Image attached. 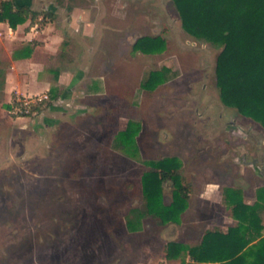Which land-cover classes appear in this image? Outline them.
<instances>
[{
    "label": "rangeland",
    "instance_id": "374dc122",
    "mask_svg": "<svg viewBox=\"0 0 264 264\" xmlns=\"http://www.w3.org/2000/svg\"><path fill=\"white\" fill-rule=\"evenodd\" d=\"M31 4L39 12H58L60 23L75 9L90 11L62 50L70 53L73 68L90 58L89 75L102 77L105 89L101 97L58 104L66 108L54 114V126L45 125L44 117L42 127L35 117L7 115V126L0 120V264H165L169 243L195 247L207 230L225 229V184L244 157L248 166L260 157L252 169L264 173V129L222 102L215 73L222 48L185 32L173 0ZM90 24L94 35L84 36ZM143 37L163 38L165 51H135ZM163 70L166 81L145 90L149 74ZM59 93H48L50 101L57 102ZM51 105L40 116H48ZM129 123L140 130L125 144L120 133ZM165 158L180 160L190 187L178 224L140 216L146 211L147 162ZM172 191L168 181L167 204ZM213 192L215 201H207ZM175 260L169 264L191 259L184 252Z\"/></svg>",
    "mask_w": 264,
    "mask_h": 264
},
{
    "label": "trees",
    "instance_id": "16d2710c",
    "mask_svg": "<svg viewBox=\"0 0 264 264\" xmlns=\"http://www.w3.org/2000/svg\"><path fill=\"white\" fill-rule=\"evenodd\" d=\"M182 27L197 40L222 48L216 62V81L225 106L235 108L243 117L251 119L264 129V0H173ZM50 13L37 12L18 0L0 2V22L7 21L11 28ZM166 41L161 37H143L134 50L145 55L165 51ZM153 71L143 82L147 91H154L166 81L165 72ZM56 90L50 92L54 97ZM50 103V102H49ZM140 125L129 123L120 133L123 143L135 141ZM149 170L142 176V193L146 211L161 225L178 224L189 207L190 187L180 174L178 158H165L147 162ZM172 182L170 204L165 200V183ZM226 202L233 217L239 222L227 233L207 231L202 242L188 248L181 243H169L168 260H175L186 252L190 262L183 264H264V237L261 232L260 203H244L238 189H225ZM259 200H264V189L259 190ZM249 236V238H247ZM260 240L251 245L254 240ZM195 262V263H193Z\"/></svg>",
    "mask_w": 264,
    "mask_h": 264
},
{
    "label": "crops",
    "instance_id": "0c3cea01",
    "mask_svg": "<svg viewBox=\"0 0 264 264\" xmlns=\"http://www.w3.org/2000/svg\"><path fill=\"white\" fill-rule=\"evenodd\" d=\"M31 1L18 0V3L39 12L37 5L31 6ZM44 12H50L51 16L45 17L43 14L35 20L29 18L15 29L11 28L7 21L0 22V120L5 126L10 123L7 115H11V103L16 96L50 94L52 90L60 92L57 102L50 101L52 102L50 110L52 112L48 116L39 115L32 120L37 127H42V125H39L42 117H44L43 123L45 125L54 126L59 122V116L54 114L63 112L66 108V106H62L63 108L57 106L61 102L68 105V103L77 101L84 95L101 97L104 94L105 82L102 77L89 75L90 65L87 64L90 63H88L90 58H85L81 67L73 68L72 63H69L71 60L70 53L62 50L63 46L68 47L67 42L70 43L68 34H74V31L78 33L82 28V24L89 20L90 11L81 8L75 9L68 13L67 21L61 23L58 22V12ZM91 28L92 25H88L83 35H94ZM61 67L67 68L59 71L58 68ZM4 108L7 109V113H4ZM259 158L255 159L251 166H248L246 158H243L244 166L238 168L232 182L225 184L222 197L226 202L225 189L233 188L242 192L246 205L254 206L260 203L262 207L259 214L262 220L261 226L263 227L261 234L264 237V200H259V190L264 189V182L261 183L263 179L260 175H264V173H258L255 168L252 169V166L257 167L260 165ZM215 197V192H213L210 196L207 194L206 200L215 201ZM226 204V207L229 208V214L227 215V222L229 223L226 224L225 229L218 230L223 233H227L230 228L236 227L239 223L233 217L229 204L227 202ZM205 233L193 246H197L202 242ZM259 240L260 237H257L251 245L256 244ZM164 262H166L165 264H169V262L176 263L177 260L165 259Z\"/></svg>",
    "mask_w": 264,
    "mask_h": 264
},
{
    "label": "built area",
    "instance_id": "2783aa9c",
    "mask_svg": "<svg viewBox=\"0 0 264 264\" xmlns=\"http://www.w3.org/2000/svg\"><path fill=\"white\" fill-rule=\"evenodd\" d=\"M50 102L48 93L16 96L11 103L10 114L16 118L36 117Z\"/></svg>",
    "mask_w": 264,
    "mask_h": 264
}]
</instances>
